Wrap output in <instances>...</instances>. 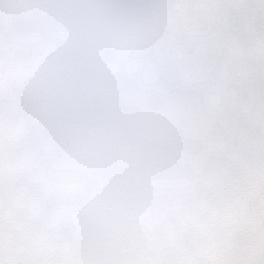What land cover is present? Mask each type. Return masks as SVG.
Instances as JSON below:
<instances>
[{
    "label": "clouds",
    "instance_id": "9594fccd",
    "mask_svg": "<svg viewBox=\"0 0 264 264\" xmlns=\"http://www.w3.org/2000/svg\"><path fill=\"white\" fill-rule=\"evenodd\" d=\"M0 264H264V0H0Z\"/></svg>",
    "mask_w": 264,
    "mask_h": 264
}]
</instances>
